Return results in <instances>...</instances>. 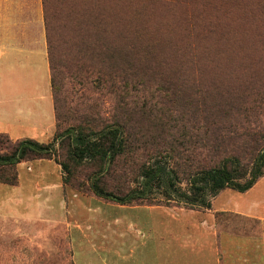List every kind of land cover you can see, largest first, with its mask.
Instances as JSON below:
<instances>
[{
	"label": "rangeland",
	"instance_id": "obj_1",
	"mask_svg": "<svg viewBox=\"0 0 264 264\" xmlns=\"http://www.w3.org/2000/svg\"><path fill=\"white\" fill-rule=\"evenodd\" d=\"M45 2L57 57L87 72L62 71L63 127L111 124L117 111L139 124L129 125V153L100 171L70 164L66 172L57 142L55 158L16 166L18 184L0 183V264H264V175L246 191L207 194L210 206L193 208L173 191L165 203L164 189H149L139 176L143 161L162 157L187 190L200 166L229 155L249 166L264 145L253 135L264 127L259 0ZM26 90L42 110L38 125L53 126L34 139L51 142L47 56L38 46L29 59L0 65V106H15L14 93ZM99 175L106 190L140 188L165 205L97 196L86 187Z\"/></svg>",
	"mask_w": 264,
	"mask_h": 264
},
{
	"label": "trees",
	"instance_id": "obj_2",
	"mask_svg": "<svg viewBox=\"0 0 264 264\" xmlns=\"http://www.w3.org/2000/svg\"><path fill=\"white\" fill-rule=\"evenodd\" d=\"M42 3L55 129L52 141L48 143L39 142L28 137L13 139L7 133L0 132V183L11 186L18 184V169H16V166L18 167L22 162L55 158L56 142L59 145L60 156L62 157L58 163L66 172H69L70 164L90 165L93 167V171L102 170L106 163L113 165L130 151L128 138L130 134L135 135V133L131 131L129 125L133 122L139 124V120L132 121L128 116H125V113L117 111L116 114H119L111 124H101L97 128H87L73 124L63 127L68 113L66 101L63 99L62 71H65L69 76L74 75L75 78L78 75L82 78L87 72L80 66L71 68L69 64H63L57 57L56 44L59 37L52 34L53 29L49 24L50 8L46 6L45 0H42ZM256 8L258 11L264 12V0H259ZM190 44L197 46L194 43ZM128 87L129 85L126 84L125 89H128ZM87 111L91 112V108H87ZM165 117V120H167V115ZM253 135L261 137L259 140H262L264 127L257 129ZM161 162H164V164ZM97 168L98 170H96ZM263 175L264 145L252 157L249 166L243 165L236 155H229L213 165L200 166L188 178L189 187L187 190L180 189L177 186L180 178L178 173L169 167L167 159L156 157L151 161H143L139 165V176L144 179L145 185L149 189L154 187L164 189L165 203L174 200L171 193L173 191L179 195L184 203L189 205V208L198 205L199 201H201L202 206L209 207L210 203L205 204L202 197L207 194L216 195L226 188L246 191ZM103 185L99 175L98 178L95 177L92 180L91 186L88 185L89 187L86 188L97 196L121 205L164 204L160 200L154 201L153 198L146 197L144 190L140 188L134 187L124 191L119 187H114L116 189L113 191L106 190Z\"/></svg>",
	"mask_w": 264,
	"mask_h": 264
},
{
	"label": "crops",
	"instance_id": "obj_3",
	"mask_svg": "<svg viewBox=\"0 0 264 264\" xmlns=\"http://www.w3.org/2000/svg\"><path fill=\"white\" fill-rule=\"evenodd\" d=\"M37 46L41 51H46L47 56L42 0H0V65L12 67L20 62V57L29 59ZM14 98L15 106L13 104L0 106V132L7 133L13 139L22 137L34 139L47 134V130L53 126L51 123L45 126L38 125L42 110L35 109L36 98L31 97L30 90H26V93L16 91ZM47 101L54 118L51 93ZM2 102L0 99V103ZM23 163L26 162L19 165ZM61 186L63 187V184Z\"/></svg>",
	"mask_w": 264,
	"mask_h": 264
},
{
	"label": "bare ground",
	"instance_id": "obj_4",
	"mask_svg": "<svg viewBox=\"0 0 264 264\" xmlns=\"http://www.w3.org/2000/svg\"><path fill=\"white\" fill-rule=\"evenodd\" d=\"M237 1V0H236ZM208 2V1H207ZM229 2V1H228ZM244 2V1H243ZM234 3V2H233ZM246 3H248V2H246ZM251 3V2H250ZM228 4V3H227ZM230 4V3H229ZM240 4V3H239ZM245 5V4H244ZM249 5V4H248ZM247 6V5H246ZM219 7V6H218ZM249 7V6H248ZM211 8H212V6H211ZM217 8V7H216ZM232 8V7H231ZM241 8V7H240ZM218 9V8H217ZM107 10V9H106ZM209 10V9H208ZM222 10V9H221ZM220 10V11H221ZM226 10V9H225ZM235 10V9H234ZM238 10V9H237ZM219 11V10H218ZM242 11V10H241ZM231 13H232V10H231ZM248 14V13H247ZM115 15V14H114ZM224 15V14H223ZM235 15V14H234ZM239 15V14H238ZM242 15V14H241ZM123 16V15H122ZM156 16V15H155ZM154 16V17H155ZM110 17V16H109ZM116 17V16H115ZM160 17H162V16H160ZM219 17H220V15H219ZM231 17V16H230ZM234 17V16H233ZM245 17V16H244ZM252 17V16H251ZM117 18V17H116ZM122 18V17H121ZM157 18V17H156ZM248 19H249V17H247ZM110 19V18H109ZM111 19H113V18H111ZM120 19V18H119ZM224 19V18H223ZM228 19V18H227ZM226 19V20H227ZM258 19V18H257ZM116 20V19H115ZM148 20V19H147ZM110 21V20H109ZM145 21V20H144ZM155 21V20H154ZM224 21V20H223ZM112 22V21H111ZM132 22V21H131ZM135 22V21H134ZM142 22H143V20H142ZM150 22V21H149ZM225 22V21H224ZM113 23H115V21L113 22ZM127 22H125V24H126ZM164 23V22H163ZM220 23V22H219ZM135 24H136V22H135ZM161 24V23H160ZM223 24V23H222ZM241 24V23H240ZM154 25V24H153ZM127 26V25H126ZM138 26V25H137ZM119 27V26H118ZM243 27V26H242ZM241 27V28H242ZM119 28H121V27H119ZM155 28V27H154ZM258 28V27H257ZM140 28H138V30H139ZM159 29V28H158ZM119 30V29H118ZM144 30V29H143ZM238 30V29H237ZM122 31V30H121ZM227 31V30H226ZM245 31V30H244ZM262 31H263V29H262ZM126 32V31H125ZM129 32H130V30H129ZM148 32V31H147ZM229 32V31H228ZM258 32V31H257ZM124 33V32H123ZM214 33V32H213ZM129 34H131V33H129ZM134 34V33H133ZM220 34H222V33H220ZM128 35V34H127ZM262 35V34H261ZM153 36H155V35H153ZM175 36V35H174ZM239 36V35H238ZM263 36V35H262ZM136 37V36H135ZM215 37V36H214ZM229 37V36H228ZM175 38V37H174ZM224 38V37H223ZM144 39V38H143ZM156 39V38H155ZM165 39V38H164ZM172 39V38H171ZM229 39V38H228ZM235 39V38H234ZM152 40V39H151ZM173 40V39H172ZM232 40V39H231ZM138 41V40H137ZM141 41V40H140ZM165 41V40H164ZM215 41H216V39H215ZM240 41V40H239ZM261 41V40H260ZM219 42V41H218ZM221 42V41H220ZM223 42V41H222ZM232 42V41H231ZM250 42V41H249ZM252 42V41H251ZM258 42H259V40H258ZM139 43V42H138ZM147 44V43H146ZM168 44V43H167ZM217 44V43H216ZM219 44V43H218ZM217 44V45H218ZM223 44V43H222ZM225 44V43H224ZM230 44V43H229ZM237 44V43H236ZM159 45V44H158ZM227 45H228V43H227ZM244 45V44H243ZM246 45V44H245ZM249 45V44H248ZM247 45V46H248ZM155 46V45H154ZM238 46V45H237ZM224 47V46H223ZM231 47V46H230ZM229 47V48H230ZM219 48H220V46H219ZM256 48V47H255ZM223 49V48H222ZM232 49V48H231ZM238 49H239V47H238ZM216 50V49H215ZM219 50V49H218ZM221 50V49H220ZM223 51H224V49H223ZM230 51V50H229ZM241 51V50H240ZM243 51V50H242ZM241 51V52H242ZM152 52V51H151ZM262 52V51H261ZM219 53V52H218ZM151 54V53H150ZM170 54H172V53H170ZM236 54V53H235ZM153 55V54H152ZM168 55V54H167ZM211 55V54H210ZM227 55V54H226ZM242 55V54H241ZM157 56V55H156ZM165 56V55H164ZM176 56V55H175ZM213 56V55H212ZM220 57V56H219ZM224 57V56H223ZM244 57V56H243ZM242 57V58H243ZM249 57V56H248ZM222 58V57H221ZM258 58V57H257ZM157 59V58H156ZM174 60V59H173ZM208 60H211V59H208ZM251 60V59H250ZM257 60V59H256ZM158 61V60H157ZM212 61V60H211ZM217 61V60H216ZM225 61V60H224ZM238 61V60H237ZM245 61V60H244ZM162 62V61H161ZM165 62V61H164ZM235 62V61H234ZM248 62V61H247ZM252 62H253V60H252ZM222 63V62H221ZM228 63V62H227ZM239 63H240V61H239ZM242 63V62H241ZM215 64H216V62H215ZM228 65V64H227ZM209 67V66H208ZM227 67V66H226ZM225 67V68H226ZM230 67V66H229ZM232 67H233V65H232ZM213 68V67H212ZM211 68V69H212ZM233 69V68H232ZM209 70V69H208ZM218 70H219V68H218ZM235 70H236V68H235ZM210 71V70H209ZM214 71V70H213ZM212 71V72H213ZM225 71V70H224ZM218 72V71H217ZM232 72V71H231ZM224 75V74H223ZM232 76V75H231Z\"/></svg>",
	"mask_w": 264,
	"mask_h": 264
}]
</instances>
